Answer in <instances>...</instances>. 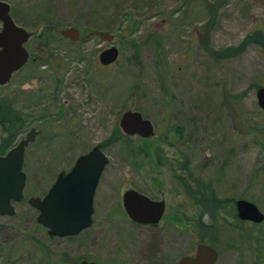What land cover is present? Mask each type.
Wrapping results in <instances>:
<instances>
[{"label":"rangeland","instance_id":"1","mask_svg":"<svg viewBox=\"0 0 264 264\" xmlns=\"http://www.w3.org/2000/svg\"><path fill=\"white\" fill-rule=\"evenodd\" d=\"M5 1L33 35L29 62L0 85V97L26 120L9 148L2 147L8 133L0 124V150L6 154L33 128L40 133L25 153V198L14 203V215H0V264H177L201 241L214 242L216 264H264L251 243L264 222L231 214L240 197L264 211V110L257 97L264 86V0H101L93 10L97 0ZM96 24L114 40L88 36ZM72 26L81 31L77 41L61 34ZM112 44L120 57L103 65L99 55ZM129 109L153 121V136L123 131ZM96 143L111 161L96 190L94 224L51 237L28 199L44 196ZM129 188L166 200L158 225L128 217ZM210 193L225 208L209 205Z\"/></svg>","mask_w":264,"mask_h":264},{"label":"water","instance_id":"2","mask_svg":"<svg viewBox=\"0 0 264 264\" xmlns=\"http://www.w3.org/2000/svg\"><path fill=\"white\" fill-rule=\"evenodd\" d=\"M0 85L10 82L13 75L21 70L30 58L26 43L33 32L18 24L11 12V4L0 0ZM64 37L72 40L81 38L78 27L61 30ZM99 35L112 42L115 34L107 30H94L89 35ZM88 35V36H89ZM120 49L115 44L105 48L99 55L104 65L116 62ZM258 104L264 110V86L257 90ZM120 126L128 135L138 134L151 137L155 134L153 121L139 110L123 112ZM40 129L33 128L6 154L0 155V215H14L15 202L25 198L27 175L24 171L25 153L34 142ZM110 156L101 143H96L88 152L80 154L73 166L61 170L44 196H30L28 201L39 213L37 220L47 228L51 237H67L81 233L94 224V198L100 178L110 163ZM237 215L241 220L254 223L264 222V211L249 199L237 198ZM123 206L128 217L139 224H158L164 216L166 201L153 199L136 188H129L123 194ZM218 249L208 243H199L193 254L184 255L177 264H216ZM80 264H106L84 259Z\"/></svg>","mask_w":264,"mask_h":264},{"label":"trees","instance_id":"3","mask_svg":"<svg viewBox=\"0 0 264 264\" xmlns=\"http://www.w3.org/2000/svg\"><path fill=\"white\" fill-rule=\"evenodd\" d=\"M100 1L101 0H97L96 2H94L91 6V10L97 9L98 6H96V5H99ZM184 1L188 4L189 0H184ZM83 7H85V5H83ZM95 14L96 13H94L93 15H95ZM16 22H17V20H16ZM40 22H42V20L37 21V23H35L34 25L37 26ZM95 26H96L95 27L96 30H104V29H100L102 26H99L97 24ZM105 26L112 28V27H110L111 25L110 26L105 25ZM20 113H21V111L16 110L14 104L12 102L8 101L7 97H0V124L4 127L5 131L8 133V135L5 139L6 143H3L2 147L9 148L13 144V142L15 141L17 134L24 127L26 120L25 119L21 120ZM1 150H0V155L3 154ZM262 174H263V180H264V171L262 172ZM242 198H246V199L254 201L253 199H250L248 197H242ZM205 199H206V202L211 206H214V205L219 206L220 209H223L226 206L224 201L222 203V199H221V204L218 205L217 199L215 198V195H213V194L211 195V193L209 195H207V197ZM254 202H256V201H254ZM234 207H235V203L233 204V208ZM231 214L234 217L237 216L236 213H234V214L231 213ZM236 218H238V217H236ZM253 237H255L257 239L256 241L251 240V243L253 244V248H254V254L256 257L255 259L258 258L257 262L260 263L262 261L261 255L264 253V233H259L258 235H256V234L251 235V239ZM201 242H205V241H201ZM206 243L211 244L215 247V244L213 241H208Z\"/></svg>","mask_w":264,"mask_h":264},{"label":"flooded vegetation","instance_id":"4","mask_svg":"<svg viewBox=\"0 0 264 264\" xmlns=\"http://www.w3.org/2000/svg\"><path fill=\"white\" fill-rule=\"evenodd\" d=\"M89 36H90V35H89ZM28 51H29V50H28ZM29 52H30V51H29ZM30 57H31V53H30ZM29 60H30V58H29ZM29 60H28V62H29ZM28 62H27V63H28ZM26 65H27V64H26ZM26 65H25V66H26ZM103 65H104V64H103ZM25 66H24V67H25ZM66 171H68V170H66ZM57 175H58V174H57ZM139 191H140V190H139ZM141 192H143V191H141ZM143 193H145V192H143ZM123 194H124V193H123ZM146 194H147V193H146ZM147 195H149V194H147ZM149 196H150V195H149ZM150 197L153 198V199H156V198H154V197H152V196H150ZM158 200H160V199H158ZM164 200H165V199H164ZM165 201H166V200H165ZM166 206H167V203H166ZM235 206H236V205H235ZM123 207H124V206H123ZM124 210H125V209H124ZM125 213H126V212H125ZM237 216H238V215H237ZM242 221H250V220H242ZM133 222H134V221H133ZM250 222H253V221H250ZM135 223H136V222H135ZM253 223H254V222H253ZM137 224H139V223H137ZM158 224H159V223H158ZM158 224H156V225H158ZM140 225H151V224H140ZM156 225H153V226H156ZM185 255H188V254H185ZM183 256H184V255H183ZM181 257H182V256H181ZM181 257H180V258H181ZM180 258H179V260H180ZM87 260H88V259H87ZM179 260H178V261H179ZM94 261H96V260H94ZM97 262H101V261H97ZM177 263H178V262H177Z\"/></svg>","mask_w":264,"mask_h":264}]
</instances>
